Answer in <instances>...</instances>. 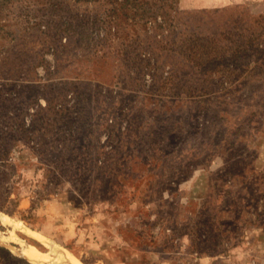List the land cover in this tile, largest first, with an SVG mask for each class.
Listing matches in <instances>:
<instances>
[{
  "label": "rangeland",
  "instance_id": "374dc122",
  "mask_svg": "<svg viewBox=\"0 0 264 264\" xmlns=\"http://www.w3.org/2000/svg\"><path fill=\"white\" fill-rule=\"evenodd\" d=\"M191 1L0 0V264H264V0Z\"/></svg>",
  "mask_w": 264,
  "mask_h": 264
},
{
  "label": "bare ground",
  "instance_id": "6f19581e",
  "mask_svg": "<svg viewBox=\"0 0 264 264\" xmlns=\"http://www.w3.org/2000/svg\"><path fill=\"white\" fill-rule=\"evenodd\" d=\"M3 218L6 219L7 217L3 216ZM31 234L38 235L37 232L35 231H32ZM44 241L46 242L47 240L45 239ZM48 243L50 244L54 252V256H50L49 254H42L36 249V247L33 246H29V247L27 246L25 250V254H27V256L35 262L40 261L41 259L44 258L45 259L50 258V260H53L54 264H82V262L76 256H74L70 251L57 247L51 242Z\"/></svg>",
  "mask_w": 264,
  "mask_h": 264
},
{
  "label": "crops",
  "instance_id": "0c3cea01",
  "mask_svg": "<svg viewBox=\"0 0 264 264\" xmlns=\"http://www.w3.org/2000/svg\"><path fill=\"white\" fill-rule=\"evenodd\" d=\"M199 1H202V0H199ZM216 1L218 2V1H227V0H212L210 2H216ZM229 1H232V0H229ZM191 2L194 3V2H197V1L192 0ZM206 3H208V2H206Z\"/></svg>",
  "mask_w": 264,
  "mask_h": 264
}]
</instances>
